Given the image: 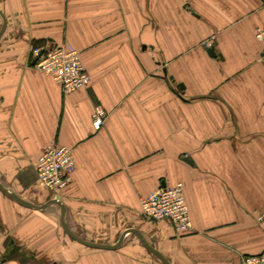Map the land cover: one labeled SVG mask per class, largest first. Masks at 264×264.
Masks as SVG:
<instances>
[{
    "label": "crops",
    "instance_id": "crops-1",
    "mask_svg": "<svg viewBox=\"0 0 264 264\" xmlns=\"http://www.w3.org/2000/svg\"><path fill=\"white\" fill-rule=\"evenodd\" d=\"M0 9L7 188L48 203L36 161L65 145L77 170L58 198L81 237L114 245L138 229L172 264H241L264 252V0H0ZM52 43L80 51L88 87L64 93L34 65V48ZM97 107L108 112L101 129ZM179 182L191 232L141 215L143 198ZM61 214L0 189L4 264H165L135 232L117 249L87 246Z\"/></svg>",
    "mask_w": 264,
    "mask_h": 264
},
{
    "label": "built area",
    "instance_id": "built-area-1",
    "mask_svg": "<svg viewBox=\"0 0 264 264\" xmlns=\"http://www.w3.org/2000/svg\"><path fill=\"white\" fill-rule=\"evenodd\" d=\"M257 38L264 46V26L257 30ZM212 47L210 42L205 44ZM35 63L41 71L52 76L64 93H73L88 87L92 76L86 69L80 51L72 44L52 43L34 49ZM108 112L97 107L93 123L97 129L105 125ZM38 178L43 187L56 199L73 181L77 163L74 150L65 145H48L36 161ZM59 199V198H58ZM141 215L150 222L169 220L178 232H191L194 224L186 198L183 182L176 185L162 184L142 199ZM258 220L264 226V212L258 213ZM5 260L0 256V264ZM241 264H264V252L243 254Z\"/></svg>",
    "mask_w": 264,
    "mask_h": 264
},
{
    "label": "water",
    "instance_id": "water-1",
    "mask_svg": "<svg viewBox=\"0 0 264 264\" xmlns=\"http://www.w3.org/2000/svg\"><path fill=\"white\" fill-rule=\"evenodd\" d=\"M0 14L4 18V25H3V27H2V29L0 31V40H1L3 34L5 33V30L7 28V19H6L5 14L3 13V11L1 9H0ZM208 51H209V54L211 56L216 57L218 55L214 47H211ZM186 160L189 161V158L187 157ZM0 189H2L4 192L9 194L11 197H13L15 200H17L20 204H22V205H24L26 207L37 208V209H45L51 204H58L61 207V209H62L61 220H62V224H63V227L66 230V232L71 237H73L74 239L78 240L79 242H81V243H83V244H85L87 246L96 247V248H104V249H117V248L121 247V245L123 244V242L125 240V237L127 236L128 233L135 232L136 234H138V236L142 240L143 244L151 252H153L156 256H158L165 264H172L165 257V255L161 251H159L155 246H153L150 242L147 241V239L145 238L143 233H141L138 229H129V230H127L125 233H123L120 241L117 244H114V245L90 241V240L85 239V238L81 237L80 235H78L69 226V224L67 223V220H66L67 208H66V205L64 204V202L61 201L60 199H56L55 198V199H52L48 203H45L43 205H37V204H35V203H33V202L29 201V200H26V199L22 198L17 193H15L11 189L7 188L1 181H0Z\"/></svg>",
    "mask_w": 264,
    "mask_h": 264
},
{
    "label": "rangeland",
    "instance_id": "rangeland-1",
    "mask_svg": "<svg viewBox=\"0 0 264 264\" xmlns=\"http://www.w3.org/2000/svg\"><path fill=\"white\" fill-rule=\"evenodd\" d=\"M35 48H37V47H35ZM34 48V49H35ZM34 57H35V55H34ZM52 199H55V197H53ZM58 199V198H57ZM56 209H58V208H56ZM57 211V210H56ZM46 213H51V209L50 210H47V212ZM55 214H56V216H57V212H55ZM57 219H58V217H57Z\"/></svg>",
    "mask_w": 264,
    "mask_h": 264
}]
</instances>
